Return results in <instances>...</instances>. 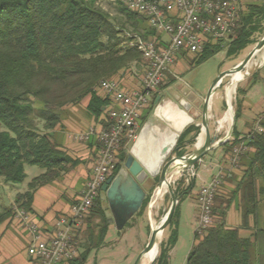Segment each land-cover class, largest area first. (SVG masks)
Instances as JSON below:
<instances>
[{
	"label": "trees",
	"instance_id": "obj_1",
	"mask_svg": "<svg viewBox=\"0 0 264 264\" xmlns=\"http://www.w3.org/2000/svg\"><path fill=\"white\" fill-rule=\"evenodd\" d=\"M249 10L248 14L239 11L235 37L225 51L227 57L236 56L248 45L255 44L251 41L256 30L253 24L256 16L264 20V6H249ZM118 11L117 17H111L95 0H0V178L6 185H17L26 178L25 166H36L42 171L28 183V190L17 196L14 201L17 207L30 212L35 190L74 166L75 162L59 149L55 133L65 111L88 99L86 112L98 120L108 101L96 91L99 82L116 79L130 64L142 62L141 54L128 46L130 36L146 40L155 33L147 27L144 16L124 8ZM127 30L130 35L124 33ZM220 50L219 45L207 43L195 55L191 66L206 61ZM241 94L237 90V96ZM240 105L241 100L236 97L235 120ZM262 126L263 132L252 135L238 163L243 156L248 160L247 182L253 187L259 179L260 195H264ZM199 131V127L189 125L180 135L174 154L183 156L184 148L195 143ZM231 136H235L234 127ZM237 144L238 141L232 142L230 153ZM124 146L125 143L118 154L115 175L127 157ZM192 186L191 183L182 193L175 190V196L184 195ZM149 198L147 194L135 216L143 214ZM250 198L253 210L256 205L253 196ZM212 214L213 224L206 233L202 237L194 233L185 264H253L252 243L240 239L236 230L224 228L222 212L218 221ZM10 217L13 218L12 207L0 211V224ZM91 220L98 223L92 225ZM107 221L98 198L85 220L84 232L76 237L80 251L71 264H85L90 252L103 244ZM175 240L176 233H171L168 244L160 245L155 264H167V254Z\"/></svg>",
	"mask_w": 264,
	"mask_h": 264
},
{
	"label": "built area",
	"instance_id": "obj_2",
	"mask_svg": "<svg viewBox=\"0 0 264 264\" xmlns=\"http://www.w3.org/2000/svg\"><path fill=\"white\" fill-rule=\"evenodd\" d=\"M129 12L144 16L155 35L146 40L131 35L130 48L142 57L140 89L129 92L119 80L99 82L96 91L103 93L114 105L107 111L106 128L98 133L88 129L74 139L86 142L93 135L99 145L91 172L67 215L58 217L50 231H43L31 220L28 211L12 205L13 219L23 226L29 244L26 254L31 264H71L78 255L76 237L85 230V220L99 198L101 187L115 176L118 154L123 143L134 142L138 123L149 105V98L165 82L170 67L181 54L196 55L207 43L226 47L235 37L239 21L236 0H122ZM264 113L255 121L253 130L240 138L230 153V168H237L240 155L247 151V142L254 133L263 132ZM230 140V138H229ZM196 176L194 170L185 177ZM221 173L204 183L197 193V227L202 237L213 224V203L221 184Z\"/></svg>",
	"mask_w": 264,
	"mask_h": 264
},
{
	"label": "crops",
	"instance_id": "obj_3",
	"mask_svg": "<svg viewBox=\"0 0 264 264\" xmlns=\"http://www.w3.org/2000/svg\"><path fill=\"white\" fill-rule=\"evenodd\" d=\"M188 55L190 54L183 53L176 57L167 75L168 78L170 77V82L175 80L171 75L172 69L175 68L179 60H185ZM140 69L142 71L141 66ZM138 77L139 76L136 75L118 79L120 87L129 92L138 91L140 89V79ZM250 80L251 81L247 83L246 87H240V89H238L242 91V94L239 96L241 105L238 118L235 120L233 126L235 136L230 137V145L234 141L239 142L240 138L250 133L255 126L256 119L264 113V70L256 72ZM164 87L150 96L149 105L143 111V113L149 111L150 115L148 118L146 117L143 119L142 113L141 119L138 123V135L142 134L146 138L154 137L156 139L161 135H165L166 139L172 136V131L165 124L163 118H166L169 112L171 113L174 111L175 114L176 108L173 104V100L162 94L161 90ZM97 92L100 96L106 97L103 93L99 91ZM172 96L174 97V101L176 99L179 102L191 104L192 107L189 113L195 118L193 124L199 127L200 121L196 120L198 110L196 104L202 102L203 99L189 96L183 97L175 92L172 93ZM255 97H259V100L256 102L253 101ZM87 102L88 99L84 100L77 106L68 108L65 111V116L61 124L55 129L59 149L75 162L74 166L51 183L38 187L33 194L29 214L31 220L45 232L52 229L54 222L58 217L69 213L71 206L78 198L91 172L94 160L99 151L96 135L91 136L86 142L76 141L74 136L88 129H93L95 133L104 129L106 127L105 120L107 118L108 109L115 108V105L108 99L107 104L102 110L103 114L98 120H95L86 112ZM225 110L224 101L222 102L218 98H212L209 109V119L212 118L213 123L212 126L209 125V131L212 136H216V140L222 139L221 131L224 129V124H226L224 121L226 115ZM237 122H239L238 128ZM225 133H227V130H225ZM134 142L125 144L124 150L126 156ZM230 145L220 146L212 151L214 153L210 152L205 155L206 157L208 156V163L204 162V156L200 163L197 164L198 168L200 167L201 169L200 175L196 172L197 168H193L196 176L191 179L192 181H188L186 178L184 179L186 184H193L192 189L184 195L179 196V202L182 201L181 199L183 197L192 199L193 219L196 220L197 193L199 190L194 191L196 179H199V186L201 187L204 183H208L218 173H221V184L213 203V213L215 214L214 220L218 221L221 219L222 212L224 214L222 218L224 228L227 230H236L240 239L252 243L254 247L252 257L253 264H264V195L259 194V187L262 185V182L257 179L253 187H250L248 184L246 179L248 174V160L245 156L242 157V162L237 168H230ZM217 152H219L217 158H215L214 155L211 156V154H216ZM123 164L120 170L122 169ZM150 180L153 181L154 179L146 178L140 184L145 195H147L146 185H149ZM7 186L8 185H6L1 179L0 189L5 190L8 188ZM23 193L15 194L14 198L9 199V205L4 208L8 209L12 207L17 196ZM252 196L256 205L253 210V203L250 198ZM99 199L102 202V208L105 212L106 218L110 220L112 217L111 212L103 193H100ZM108 215L110 217H108ZM134 216L125 223L123 228L130 220L134 219ZM109 226L115 225L110 222L108 224V227ZM174 233H176V231ZM169 237L170 235L166 237L167 243ZM176 241L177 234L175 243ZM28 244L29 239L23 226L18 224L12 217L0 224V264H31L30 259L26 254ZM174 245L168 251L167 264H171L170 255L174 250Z\"/></svg>",
	"mask_w": 264,
	"mask_h": 264
},
{
	"label": "rangeland",
	"instance_id": "obj_4",
	"mask_svg": "<svg viewBox=\"0 0 264 264\" xmlns=\"http://www.w3.org/2000/svg\"><path fill=\"white\" fill-rule=\"evenodd\" d=\"M97 6H99L104 11L108 12L111 17H117L119 15V9L124 8L122 0H95ZM237 7L243 14L250 13L249 6H260L262 3L260 0H236ZM263 5V4H262ZM264 6V5H263ZM120 19H123L121 16ZM254 27L256 30L252 33L251 41L257 42L264 35V20L261 21L260 16L255 17ZM146 27L145 23L142 24ZM126 35H130V30L124 32ZM253 45H248L243 51L238 55L233 57H227L226 47L221 48L219 52L207 59L206 61L191 66V61L195 58V55L186 56L185 60H179L174 69H172L171 75L175 78L174 81L169 83L170 77L165 79V87L161 90L164 96L171 98L174 101L172 93H178L183 97L189 96L198 99H204L209 88L215 79L226 70L233 68L239 62H241L245 56L254 47ZM264 70V61L262 64L251 65L249 69H246L247 74L244 75L242 81L236 84L232 95L231 104L232 111L235 115V101L237 96V90L240 87H246L247 83L251 81L253 75L258 71ZM142 71L139 64H130L128 68L122 71L120 76L115 77L116 79H121L123 77L139 76L141 79ZM168 75V74H167ZM115 79V80H116ZM230 83V77L225 78L220 87L215 91L213 98H218L220 101L225 103V112L227 113L228 107L226 105L227 93L226 89ZM160 89V88H159ZM158 89V90H159ZM259 97L253 99L254 102L258 101ZM203 102V101H202ZM202 102L196 104L197 116L196 120L200 121V113ZM221 113V111H220ZM150 112L145 111L143 113V119L148 118ZM213 119H209V125L212 126ZM231 122H226L224 124V129L221 131L222 138L225 136V130H229ZM239 127V122H237V128ZM224 133V134H223ZM195 144V143H194ZM193 145H188L184 152L186 154L192 153L195 148ZM214 153V152H212ZM185 154V155H186ZM210 155V154H209ZM217 158L219 152L216 154H211ZM208 157V156H207ZM207 157L205 156L204 162H207ZM199 164V163H198ZM196 172L198 175L201 174L200 167L196 164ZM42 171L36 166H25L26 178L22 184L8 185L7 189H0V211L5 209L10 200L14 198L15 194L23 193L28 190V183L35 177L39 176ZM185 177L179 176L172 181L173 191L177 190V193L184 192L190 183H185ZM1 181V178H0ZM192 181V180H191ZM194 181V180H193ZM199 179H196V186L194 191L199 189ZM157 187V180H150L149 185H146L147 194L149 195V201L147 207L145 208L141 216H134L133 220H130L127 225L121 229L117 230L115 226H109L106 236L104 238L103 244L90 252L85 264H133L139 253L143 250L145 244L148 241L150 228L152 221L154 223H159L160 220L165 216L166 212L170 207V198L167 193H164L159 199H154V204L149 211V203L155 195V189ZM10 196V197H9ZM180 205L178 206L177 213L173 218L171 225H169L161 237L158 239V253L156 258L159 256L160 245H167V236L176 231L177 241L174 245V250L171 253V264H185L186 257L190 251L191 245L193 243V236L197 227L196 220L193 219V206L191 203V198L183 197L181 199ZM191 206V207H190ZM5 207V208H4ZM108 217H110L108 215ZM92 225L98 223L97 220H91ZM175 229V231H174ZM84 243V242H83ZM79 245V244H78ZM82 245V244H81ZM80 249V248H79ZM80 251V250H79ZM155 264V263H154Z\"/></svg>",
	"mask_w": 264,
	"mask_h": 264
},
{
	"label": "water",
	"instance_id": "obj_5",
	"mask_svg": "<svg viewBox=\"0 0 264 264\" xmlns=\"http://www.w3.org/2000/svg\"><path fill=\"white\" fill-rule=\"evenodd\" d=\"M260 1L264 5V0ZM263 47L264 35L255 43L254 47L241 62L233 68L221 73L212 83L202 102L199 124L200 132L195 139L197 143L199 136H203L201 146L197 147L195 144V150L190 154L183 156H176L174 154L178 138L186 127L193 124L195 119L194 116L189 113L192 107L191 104L182 103L175 99L173 104L176 108V113L174 114V111L171 113L169 112L168 116L163 118L165 124L171 129L172 136L166 139L165 135H161L156 139L154 137L146 138L142 134H139L126 157L122 169L119 170L113 178L108 179L101 187V193L104 194V198L107 201L112 216L107 223H114L117 230H121L125 223L139 211L146 197L140 184L146 178H157L155 194H159L161 190L165 188V193H167L170 198V207L168 211L156 227L153 228L151 225L148 241L133 264H141L143 257L155 248H157L158 253V236L161 237L164 230L169 226L179 202V197L175 196L172 188L173 179L179 176L186 177L188 172L191 171L196 164L200 163L205 155L229 141L235 123L232 104L229 105L228 100H226L228 110L231 109L232 111L229 130L222 139L216 140V136H212L209 131V109L211 100L222 81L227 77L231 78L235 73H242L253 56ZM230 84L231 81L229 85ZM153 204L154 198H152L149 203V211ZM156 256L152 259L150 264L155 263Z\"/></svg>",
	"mask_w": 264,
	"mask_h": 264
},
{
	"label": "bare ground",
	"instance_id": "obj_6",
	"mask_svg": "<svg viewBox=\"0 0 264 264\" xmlns=\"http://www.w3.org/2000/svg\"><path fill=\"white\" fill-rule=\"evenodd\" d=\"M263 61H264V47L253 56V58L247 65L246 69H249L251 65L262 64ZM245 70L242 73L233 74L230 78L231 84L227 88V92H226L229 105H231V95H232V92L236 84L242 81V79L244 78V75L247 74V71L245 72ZM231 119H232V111L231 109H229L224 117V121L231 122ZM202 142H203V136L200 135L196 143V146L197 147L201 146ZM164 193H165V188H163L159 194L156 193L154 196V199L155 200L159 199ZM151 223H152L153 228L158 225V223H154L153 221ZM159 238L160 236H158V239ZM156 253H157V248L153 249L150 253L145 255L141 261V264H150L152 259L156 256Z\"/></svg>",
	"mask_w": 264,
	"mask_h": 264
}]
</instances>
